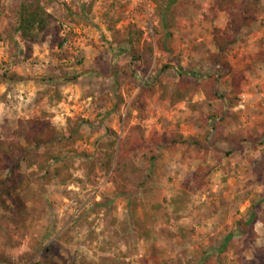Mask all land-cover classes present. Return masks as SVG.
<instances>
[{"label":"rangeland","instance_id":"374dc122","mask_svg":"<svg viewBox=\"0 0 264 264\" xmlns=\"http://www.w3.org/2000/svg\"><path fill=\"white\" fill-rule=\"evenodd\" d=\"M23 1L0 0V179L47 126L83 136L47 174L21 168L25 207L4 194L0 264H264V0H42L39 41L17 30Z\"/></svg>","mask_w":264,"mask_h":264},{"label":"trees","instance_id":"16d2710c","mask_svg":"<svg viewBox=\"0 0 264 264\" xmlns=\"http://www.w3.org/2000/svg\"><path fill=\"white\" fill-rule=\"evenodd\" d=\"M158 2V0H154ZM236 0H220V4L224 2L233 3ZM161 16L167 25L170 26L168 21V10L161 9ZM18 26L17 30L21 33L22 37L26 41H39L42 39V36L45 30L50 27L53 23V18L51 12L47 8V4L43 3L42 0H25L21 3V6L18 11ZM142 35V31L134 30L132 28L128 29V42L132 43L136 38H139ZM171 35V34H169ZM227 42H219V50L212 55L213 67L210 73L204 76V82L209 86H213L218 78V74L225 76L231 72V65L227 56L225 54ZM120 47V46H119ZM121 48V47H120ZM124 50V49H122ZM7 75L0 74V81L7 79ZM201 80L195 79L191 83H182L186 88H197L201 84ZM175 94L179 99H185L187 93L181 91L180 89L175 90ZM217 98L224 97L219 92L213 93ZM62 95L57 94L56 100L61 101ZM228 104L233 105V103L228 102ZM82 125L79 119L75 120L69 130L66 133H60L53 126H47L46 129L41 130L39 133L35 134L34 141L30 142L27 145L20 146V150L23 155L21 157H14L15 162L12 164V167L6 173V176L3 179H0V203L4 209L8 208V204L4 198V194L11 197L13 200V205L22 209L25 207L26 202L29 200L30 194L27 193V188L31 178L27 174V171L22 170L21 168H29L36 166L40 171L47 174L50 171L52 163L59 161L62 158L60 154L61 147L64 145H71L77 140L82 138V133L80 131V126ZM178 139V140H177ZM176 140L173 138L174 142L186 143L182 137H178ZM3 141L0 142V152ZM143 144H137L134 147L140 149ZM59 150V151H58ZM122 150H127V145L122 147ZM15 148L12 144L8 150H5V153L8 155H14ZM232 152V151H231ZM156 157V153L148 157V160L151 162ZM123 164L130 171L128 175L125 176L126 180L136 178V185L138 187L147 184L150 180V174L146 176L144 174V169L139 167L131 157H127L126 154L122 156ZM25 196V197H23ZM31 198V197H30ZM255 215H252L250 222H252ZM249 222V223H250ZM230 238V237H228Z\"/></svg>","mask_w":264,"mask_h":264}]
</instances>
